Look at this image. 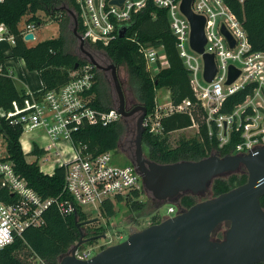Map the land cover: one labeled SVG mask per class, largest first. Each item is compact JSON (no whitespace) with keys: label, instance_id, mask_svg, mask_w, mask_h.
I'll return each instance as SVG.
<instances>
[{"label":"built area","instance_id":"obj_1","mask_svg":"<svg viewBox=\"0 0 264 264\" xmlns=\"http://www.w3.org/2000/svg\"><path fill=\"white\" fill-rule=\"evenodd\" d=\"M148 1L150 0H124L121 5H117L111 4V0H76L78 22L82 29L80 35L85 45H107L116 38L118 29L127 25L132 15L141 11ZM151 1L155 7L167 10L169 28L175 37L178 56L188 73L196 102L203 111L208 136L215 135L221 147L229 141L231 133L239 132L241 141L235 145L233 155L247 154L263 148L264 52L251 49L241 22L223 0H192V13L205 20L203 53L213 55L216 67L215 75L208 83L203 78L202 54L190 47V24L180 11L181 0ZM222 26L234 40L233 47H230L221 33ZM34 29L33 24L25 25L21 32L22 38L27 33H32L34 40ZM4 41L12 46L14 37L0 24V43ZM143 56L147 70L152 75L168 65L162 47H146ZM229 66L235 67L240 74L231 84L224 86ZM94 68L88 62L72 72L64 85L44 94H38L41 89L30 91L24 88L26 97L22 104L12 102L9 110L0 109V249L22 238L26 230L42 227L45 224L44 214L51 206H55L63 217L74 215L78 207L88 219L93 217L90 214L92 211L100 215L104 202L114 204L123 200L131 201L135 199L134 192L142 194L144 188L135 165L130 163L120 166L112 163V153L118 151V148L92 155L85 152V146L73 145L72 133L80 127L95 124L107 126L122 119L117 106L105 111L91 104ZM2 75L13 79V71L5 63H0V76ZM250 84L255 87L242 104L237 105L231 113L220 112L228 96ZM195 109L188 99L173 105L168 91L167 102L159 103L155 98L154 109L151 113H146L143 126L150 133L155 130L160 133L161 119L180 113L190 117L191 127L197 128L198 133ZM248 110L251 112L248 113ZM5 126L21 129L19 143L21 138L27 140L26 145L20 143L24 157L38 158L33 154L34 148L44 151L43 156L50 152L57 156L54 161L45 164V167L39 166V170L43 174L52 175L56 167H65L63 191L69 198L61 199L58 196L43 199L16 173L13 162L9 160ZM37 137L42 144L37 142ZM84 207L90 211L83 210ZM157 210L156 207L154 217L152 215L146 218L145 227L155 224L153 218L161 222L171 217L175 206L169 204L164 217L159 216ZM74 245L67 254L79 260H88L95 255V250L106 248L102 245L96 248L85 243L74 249ZM37 260V264H45L40 259ZM59 261L48 264H59Z\"/></svg>","mask_w":264,"mask_h":264},{"label":"trees","instance_id":"obj_2","mask_svg":"<svg viewBox=\"0 0 264 264\" xmlns=\"http://www.w3.org/2000/svg\"><path fill=\"white\" fill-rule=\"evenodd\" d=\"M225 5L241 22L246 33L248 43L253 51L264 52V0H223ZM72 12L77 18V31L81 33L78 22V6L76 0H2L0 2V24L4 25L9 34L14 37V44L10 47V57L20 58L25 69L36 72L42 88L38 94L57 89L64 85L70 74L88 63L77 55L68 52L67 36L68 17L60 22L62 34L56 38L46 39L29 45L22 38L19 26L22 19L25 25H41L44 18H53L57 14L62 16ZM43 15V17H42ZM71 16V15H70ZM72 19V17H71ZM73 29V20L71 22ZM124 38L118 35L107 45L96 44L95 49L110 60L116 67L125 66L130 80L137 88L139 104L146 108L147 114L155 106V96L158 89L169 91L173 105L188 99L194 104V118L198 124V133L191 140L181 139L178 145L170 148L169 133L188 128L192 125L186 114L173 113L161 119V132L153 134L145 130L142 141L148 147V160L159 164L175 163L179 161L199 160L216 153L219 156L233 155L234 148L241 141L239 132H233L229 141L219 147V141L213 135L208 136L207 126L203 120V111L196 102L191 89L188 73L185 70L175 45L167 18V10L155 7L150 0L141 11L132 15ZM71 34L73 31L71 30ZM74 35V34H73ZM146 47H162L168 65L152 75L146 67L143 50ZM5 56L0 49V63H4ZM77 64V69L74 66ZM95 78L90 94L91 104L99 110H110L117 105L111 104V98L103 88L102 79L98 75L99 69L94 68ZM254 84L228 96L220 109L221 113H231L234 108L242 104L249 96ZM26 97L24 89H17L11 77L0 76V109L9 110L12 102L22 104ZM251 112L248 110V113ZM133 123L129 118H122L113 124L84 125L72 133L75 147L85 146L86 153L97 155L106 151H114L120 146L125 131ZM5 136L9 160L13 162L16 173L20 174L41 198L58 197L69 198L63 191L65 167H56L52 175L43 174L37 162H26L20 147L19 137L21 129L5 126ZM125 149L134 151V140L129 139ZM33 154L40 157L44 151L34 148ZM244 173H229L215 178L209 188L212 197L218 196L246 182ZM141 194L133 193L134 200L127 201L132 209H140L143 205L138 201ZM196 196L184 194L179 197L178 205L183 210L197 203ZM260 205L264 209V196L260 198ZM182 210V211H183ZM77 217L74 215L63 217L55 206H51L44 214L45 224L40 228H31L23 233V237L16 239L11 245L0 249V264H29L28 257L33 256L45 264L59 261L80 236V230L91 233L90 228L84 227L86 216L76 207ZM101 216L110 219L114 214L113 204L109 201L101 206ZM160 221L153 218V223ZM77 224L80 227H77ZM105 228L100 227L93 234H103ZM94 241L88 242L92 244ZM264 264V262L259 263Z\"/></svg>","mask_w":264,"mask_h":264},{"label":"water","instance_id":"obj_3","mask_svg":"<svg viewBox=\"0 0 264 264\" xmlns=\"http://www.w3.org/2000/svg\"><path fill=\"white\" fill-rule=\"evenodd\" d=\"M124 0H111L121 5ZM192 0H181L180 11L190 24V47L202 54L203 78L213 79L216 67L212 54L203 53L205 44L202 16L192 13ZM73 20V34L79 42V50L96 69L109 71L117 98V110L122 118L139 113L134 138V165L142 180L143 188L157 202V208L173 204L184 194L199 195L209 189L212 181L238 170L246 174V182L231 190L199 201L188 209L133 232L119 243L106 247L88 260H79L66 254L59 264H259L264 262V209L260 198L264 196V147L247 154L219 156L211 154L199 160L159 164L144 157L142 136L145 132L143 120L146 108L137 104L131 110L125 106V97L114 64L100 66L85 49V43L77 31V18ZM129 25L120 27L119 38H124ZM221 33L230 47L234 40L222 26ZM27 33L24 41L33 40ZM77 69V64L74 66ZM240 72L233 66L228 68L224 86L231 84ZM76 219L77 213L74 212ZM79 228L80 225L77 224ZM218 231L222 239H214ZM99 237V236H98ZM85 238L80 231L78 246L97 239ZM100 237L105 238L102 234Z\"/></svg>","mask_w":264,"mask_h":264},{"label":"rangeland","instance_id":"obj_4","mask_svg":"<svg viewBox=\"0 0 264 264\" xmlns=\"http://www.w3.org/2000/svg\"><path fill=\"white\" fill-rule=\"evenodd\" d=\"M65 17H68V19H70V22H68L69 24L67 28V36H68V41H69V44L67 47L68 52L77 55L81 59H87V57L79 50L78 40L73 34H71L72 19L68 13L62 16L57 14L53 18H44V22L41 25L35 27L34 29L35 39L27 41L28 44L33 45L37 42H40L46 39L59 37L62 34L59 21H61ZM19 26L21 29H24L25 19L21 20ZM2 44H4V47H2L3 50H5L6 48L10 49L11 47L9 42L4 41L2 42ZM85 49L88 53L91 54L93 59L100 66L106 67L111 63L110 60H108L103 53H101L100 51H97L94 47L85 45ZM117 69H118V77L121 83V88L124 93V97L126 99V104L131 103V102H135L136 104H139L140 101L137 97V88L133 84V82L130 80L125 66L117 67ZM11 70L13 71V81L17 89H23V88H27L30 86L34 87V86L39 85V78L35 72H30L26 70L25 68L17 69V70L11 68ZM98 75L102 79L103 88L105 89L106 96L107 94L110 96V98L112 99L110 102L112 105H114L116 94H115V91L113 89V85L111 82L110 72L99 70ZM22 83H24L27 87H24ZM22 85H23V88H22ZM155 98H156V101L158 100L159 103L167 102L168 91L166 89H158L156 91ZM136 120H137V117L134 118L133 126H132L133 129H131L130 127V129L128 128L125 131L122 137V141L120 142L121 149H118V151H115L112 153V163L115 165L123 166V165L130 164V162H128L126 157L123 155L124 153L123 149L125 148V145L127 144V141L129 139L134 140L135 138ZM153 134H158V132L155 130L153 131ZM196 135H197V128L191 127V126L188 128L182 129V130L173 131L169 133L168 135L169 146L170 148H174L178 145V142L181 139L191 140ZM31 137H34V136H31ZM36 140L40 144L43 143L42 141H40L39 137H37ZM142 149H143L144 157L148 159V147L143 141H142ZM212 154L215 155L216 153L212 152ZM56 157L57 156L54 155L53 152H50L49 154L44 155V156L42 155L38 158H34L31 156H25V160L28 163L37 162L38 166L45 167V164H48L54 161ZM240 172L242 173V171L238 170L234 173H237L238 175ZM212 195L213 193L211 192L209 188L204 193L199 194V195H193V196H196V201H202V200L211 198ZM178 200H179V197L173 201L175 203L174 205L175 212L172 214V216L177 212V207H178V211L183 210L179 207ZM139 201L143 203L140 209H132L131 206L129 205L130 203H128L125 200L121 202H114L113 208H114L115 214L110 219H104L101 216V214L97 215V212H93V211L90 212V214L93 215V217H89L87 219V223L84 224V227L90 228L91 233H93V231H95L96 229L100 227L105 228V233H103L105 235V238L100 237L102 235L100 234L97 240H95L94 243L91 245L95 246L96 248L99 245H102L103 247L104 246L108 247L110 245L119 243L120 239L124 238L125 240L128 237V235H130L131 233L143 229L145 227L144 224L146 222V218L148 219V217H151L152 215H153L152 217H154L153 212L155 211L157 207V202L152 199L150 193L147 192L145 189L142 191ZM168 205L169 204H164L160 206L157 210V214L161 217H164L166 214ZM82 209L87 212L90 211L86 207ZM100 250L101 249H99V251ZM99 251L95 250L94 254H96ZM28 261H29V264L38 263V260L33 256H29Z\"/></svg>","mask_w":264,"mask_h":264},{"label":"crops","instance_id":"obj_5","mask_svg":"<svg viewBox=\"0 0 264 264\" xmlns=\"http://www.w3.org/2000/svg\"><path fill=\"white\" fill-rule=\"evenodd\" d=\"M2 47H4V44H2V43H0V49L2 50V53H3V55L5 56V60H4V63H5V65L8 67V68H13V69H22V68H25V66H24V63H23V61L20 59V58H13V57H8V56H10V49L9 48H6L5 50H3L2 49ZM22 64V65H21ZM36 73V72H35ZM37 74V73H36ZM37 76H38V74H37ZM23 85H25V84H23ZM23 85H22V88H23ZM26 86V85H25ZM24 86V87H25ZM27 87V86H26ZM41 87H42V85H41V82H40V80H39V85H37V86H30V87H27L30 91H38V90H40L41 89ZM24 89V88H23ZM20 143L21 144H23V145H26L27 144V140H24V139H22L21 138V140H20ZM50 171V173H51V170H49ZM49 173V174H50Z\"/></svg>","mask_w":264,"mask_h":264},{"label":"flooded vegetation","instance_id":"obj_6","mask_svg":"<svg viewBox=\"0 0 264 264\" xmlns=\"http://www.w3.org/2000/svg\"><path fill=\"white\" fill-rule=\"evenodd\" d=\"M137 104L135 103V102H131V103H128V104H126V99H125V106H126V109L127 110H131L132 108H134L135 106H136ZM138 116H139V113H135V114H133V115H131V116H128V117H126V118H129L130 119V122L131 123H133V121H134V118H138ZM118 149H121V147L120 146H118ZM124 150V153H123V155L126 157V159L128 160V162H130V163H132V164H134L133 162H134V151H133V153L132 154H130V152L128 151V150H126L125 148L123 149ZM182 209V208H181ZM182 211V210H181ZM180 212V211H179ZM83 234H84V237L85 238H91V237H98L99 235H97V234H93V233H87L86 231H84V230H80ZM222 237H223V233H221V232H219L218 231V233H216V235L214 236V239H222ZM95 240H97L96 238L94 239V240H91V241H95ZM124 240V239H123ZM123 240H121V241H123ZM120 241V242H121ZM88 243V242H87Z\"/></svg>","mask_w":264,"mask_h":264}]
</instances>
